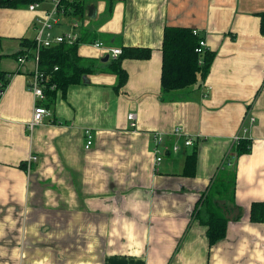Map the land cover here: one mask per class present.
<instances>
[{"label":"crops","instance_id":"0c3cea01","mask_svg":"<svg viewBox=\"0 0 264 264\" xmlns=\"http://www.w3.org/2000/svg\"><path fill=\"white\" fill-rule=\"evenodd\" d=\"M114 3L110 12L108 0H88L82 16H57L56 35L79 33L86 73L45 100L49 112L33 127L31 82L41 69L24 42L36 40L55 0L0 6L9 79L0 95V264H264V222L251 219L264 200V0ZM168 26L198 30L214 58L194 85L164 98ZM114 47L151 50L121 59L120 88ZM23 51L32 55L20 61ZM160 134L182 147L157 164ZM237 136L251 140L250 152L237 154ZM188 137L194 143L184 146ZM220 176L224 187L234 176L229 194L215 192L234 217L222 208L227 234L211 245L196 208Z\"/></svg>","mask_w":264,"mask_h":264},{"label":"trees","instance_id":"16d2710c","mask_svg":"<svg viewBox=\"0 0 264 264\" xmlns=\"http://www.w3.org/2000/svg\"><path fill=\"white\" fill-rule=\"evenodd\" d=\"M46 0H0V6L19 7L30 5L31 3H42ZM88 0H60L59 9L65 14L82 16L84 7ZM110 12L114 9V0H108ZM262 31L264 32V13L262 14ZM201 36L195 34L189 27H166L163 42V75L162 87L164 98H168L173 92L188 89L198 81L200 74H206L214 58V53L207 50L203 55L196 51L200 44ZM82 39L69 44L59 43L55 46L42 48L40 50V71L50 76V80L45 84L47 98L55 100L58 90H65L72 83L82 82L86 73V67L82 63L79 54V45ZM27 47L34 50L33 55L28 51H23L21 56L36 55L37 44L35 40L24 42ZM151 53L149 48L129 47L124 48L122 54L114 60L113 70L118 74L119 81L117 87L120 88L126 82L127 73L122 68L121 62L124 57H148ZM203 63H200V59ZM57 67V69H56ZM9 83L6 72L0 70V91H4ZM55 85V88L52 86ZM47 99V100H48ZM251 140L241 139L237 142L236 152L242 155L250 152ZM195 156H190L187 160L186 173H194ZM229 186H234V176L228 179ZM213 187V186H212ZM221 187L226 194L228 188ZM217 196L210 189L209 193L200 199L196 208V217L208 226L207 234L211 245L223 239L227 234L228 218L222 207L216 201ZM251 219L254 222H264V200L255 201L251 207Z\"/></svg>","mask_w":264,"mask_h":264},{"label":"built area","instance_id":"2783aa9c","mask_svg":"<svg viewBox=\"0 0 264 264\" xmlns=\"http://www.w3.org/2000/svg\"><path fill=\"white\" fill-rule=\"evenodd\" d=\"M59 1L60 0H55V5L47 11V13L44 16H41L38 18L37 23H38V33L36 36V44H37V48H36V55H34L35 60L39 63L40 62V50L42 48H48V47H52L55 46L59 43L62 42H67L69 44H73L75 42H77L80 39V35L78 32L74 31V30H70L64 34H59L56 35L54 33V25L57 23L58 18L57 16L60 13H63L62 11H60L59 9ZM40 5V3H31L29 5V7L31 9H36L38 8ZM198 30L195 29V33H197ZM97 46L100 47H104V43L103 42H97L96 43ZM206 48H207V43H206V39L205 38H201L200 40V44L198 45L196 51H198L201 55H203L206 52ZM108 50L110 51V53L112 54V56L114 58H118L121 54H122V49L121 48H108ZM28 58V56H21L19 58L20 61H25ZM202 59V58H201ZM57 69V67H56ZM50 78L47 74H45L44 72H41L40 70L36 71L35 73V77L31 82V88L32 91L34 92L36 99L38 100V104L36 105L35 111H34V115L32 120L30 121V126L33 127L35 124L41 123L43 122L45 115L48 114L49 109L46 105L45 100L47 99V95L45 92V84L47 81H49ZM56 86L53 85L52 88H55ZM3 93V91H0V95ZM134 114L131 113L129 114V118L130 120H134ZM134 124V123H133ZM181 129L178 128L176 129V133L179 134L181 133ZM86 148H90L92 146V144L94 143V136L91 132L90 129H86ZM241 140L240 136H237L235 138L236 142H239ZM194 143V140L192 137H188L185 141H184V146H189L192 145ZM182 145L180 144H176L174 143L173 145L168 144L167 142H165L163 136L157 135L156 137V146L154 148V153L156 154V163L159 164L162 162V160L164 159V156L170 152V151H180L181 150ZM31 159L36 160L37 156L34 155L31 157Z\"/></svg>","mask_w":264,"mask_h":264},{"label":"water","instance_id":"95a60500","mask_svg":"<svg viewBox=\"0 0 264 264\" xmlns=\"http://www.w3.org/2000/svg\"><path fill=\"white\" fill-rule=\"evenodd\" d=\"M219 201H220L219 203L222 206V208L226 211L227 217L232 219L234 217V212L226 206V200H219Z\"/></svg>","mask_w":264,"mask_h":264},{"label":"rangeland","instance_id":"374dc122","mask_svg":"<svg viewBox=\"0 0 264 264\" xmlns=\"http://www.w3.org/2000/svg\"><path fill=\"white\" fill-rule=\"evenodd\" d=\"M201 61L203 62V59H201ZM200 61V63H202ZM49 76V75H48ZM50 78V76H49ZM221 182V176L220 177H217L215 180H214V183H213V187H212V190L213 192L215 193L218 189H221V187H223V185L220 183ZM226 187H230L229 185L226 186Z\"/></svg>","mask_w":264,"mask_h":264}]
</instances>
